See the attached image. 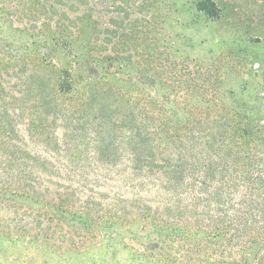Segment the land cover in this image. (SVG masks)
<instances>
[{
  "label": "trees",
  "instance_id": "trees-1",
  "mask_svg": "<svg viewBox=\"0 0 264 264\" xmlns=\"http://www.w3.org/2000/svg\"><path fill=\"white\" fill-rule=\"evenodd\" d=\"M116 5L0 0V238L264 264V77L225 94L165 15Z\"/></svg>",
  "mask_w": 264,
  "mask_h": 264
},
{
  "label": "rangeland",
  "instance_id": "rangeland-1",
  "mask_svg": "<svg viewBox=\"0 0 264 264\" xmlns=\"http://www.w3.org/2000/svg\"><path fill=\"white\" fill-rule=\"evenodd\" d=\"M199 1L203 0H145L143 11L147 15H165L169 20L166 30L180 36L173 50L178 47L189 58L183 65L178 56H173L178 67L182 64L179 69L191 74L205 70L197 67V61L209 67L206 75L215 79L221 92L255 94L260 90L255 84L264 77L263 69H257L264 67V0H210L219 9L218 18L201 10L197 5ZM109 2L119 4V0ZM245 79L252 83L246 88L242 87ZM1 225L2 222L0 228ZM0 264L150 263L134 260L119 243L75 252L5 237L0 238Z\"/></svg>",
  "mask_w": 264,
  "mask_h": 264
}]
</instances>
